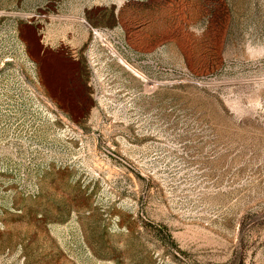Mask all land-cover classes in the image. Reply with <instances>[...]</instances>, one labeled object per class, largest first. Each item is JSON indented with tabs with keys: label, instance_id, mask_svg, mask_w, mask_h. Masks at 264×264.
Masks as SVG:
<instances>
[{
	"label": "rangeland",
	"instance_id": "rangeland-1",
	"mask_svg": "<svg viewBox=\"0 0 264 264\" xmlns=\"http://www.w3.org/2000/svg\"><path fill=\"white\" fill-rule=\"evenodd\" d=\"M0 264H264V0H0Z\"/></svg>",
	"mask_w": 264,
	"mask_h": 264
},
{
	"label": "crops",
	"instance_id": "crops-1",
	"mask_svg": "<svg viewBox=\"0 0 264 264\" xmlns=\"http://www.w3.org/2000/svg\"><path fill=\"white\" fill-rule=\"evenodd\" d=\"M19 31L30 49L34 50L40 67L44 69L42 81L51 102L58 107L83 105L84 109L87 108L91 104L92 93L90 85L84 79L86 68L63 49L48 51L38 47L40 41L35 40V31L28 32L24 27H20Z\"/></svg>",
	"mask_w": 264,
	"mask_h": 264
},
{
	"label": "flooded vegetation",
	"instance_id": "flooded-vegetation-1",
	"mask_svg": "<svg viewBox=\"0 0 264 264\" xmlns=\"http://www.w3.org/2000/svg\"><path fill=\"white\" fill-rule=\"evenodd\" d=\"M61 108H64V109L69 110V112L72 115H78V114H80L81 112L84 111V106L83 105H79V106H76V107H72V106H67V107L61 106Z\"/></svg>",
	"mask_w": 264,
	"mask_h": 264
},
{
	"label": "bare ground",
	"instance_id": "bare-ground-1",
	"mask_svg": "<svg viewBox=\"0 0 264 264\" xmlns=\"http://www.w3.org/2000/svg\"><path fill=\"white\" fill-rule=\"evenodd\" d=\"M97 35L99 36V34L97 33ZM101 40V39H100Z\"/></svg>",
	"mask_w": 264,
	"mask_h": 264
}]
</instances>
